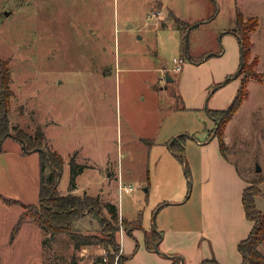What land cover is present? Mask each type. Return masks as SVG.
Returning a JSON list of instances; mask_svg holds the SVG:
<instances>
[{
  "label": "rangeland",
  "instance_id": "374dc122",
  "mask_svg": "<svg viewBox=\"0 0 264 264\" xmlns=\"http://www.w3.org/2000/svg\"><path fill=\"white\" fill-rule=\"evenodd\" d=\"M236 12L243 22H258L249 32L248 63L258 60L254 72L262 79L249 80L248 95L227 125L230 146L224 154L235 161L246 187L258 192L255 206L264 212V0H0V57L8 62L13 92L8 123L0 133V195L38 202L41 153H23L11 134L12 126L31 134L39 124L47 144L64 156L57 190L67 193L70 152L76 150L75 160L92 169L78 176L77 193L101 190L100 199L117 205L126 220L116 223L125 256L132 255L136 243L137 248L144 245L142 225L147 230L161 218L171 222L177 216L183 225H195L199 171L191 166L197 140L213 127L207 116L210 101L224 103L233 86L221 89L213 81L199 90L198 82L210 69L229 68L230 78L240 83L243 75L234 76L240 45L231 32ZM173 13L183 21L182 31ZM183 55L184 75L178 80L173 58ZM181 91L187 101L201 98L202 109L182 110L176 96ZM179 134L186 136L183 163L168 148ZM44 167L47 173L46 162ZM117 168L121 185L132 186L131 191L117 187ZM155 199L165 201L159 211H151ZM21 210L20 204L0 200V264H99L100 256L108 259L99 245L74 249L67 236L45 240L47 233L29 219L10 241ZM102 218H107L105 211L85 212L74 220V229L103 236ZM120 247L119 241V250L111 252L115 259ZM259 249L264 253V243Z\"/></svg>",
  "mask_w": 264,
  "mask_h": 264
},
{
  "label": "trees",
  "instance_id": "16d2710c",
  "mask_svg": "<svg viewBox=\"0 0 264 264\" xmlns=\"http://www.w3.org/2000/svg\"><path fill=\"white\" fill-rule=\"evenodd\" d=\"M177 23V29L182 31L183 24L177 17L174 18ZM258 22L253 19L252 22L241 19L240 12H236V29H232L231 32L238 37L240 45V62L237 69V77L243 75L240 78L239 87L231 101L226 108L219 109H207L209 117L213 121V127L210 132H213V136L217 138L219 149L222 153L227 150L228 146L224 141V128L226 124L233 118L235 112L248 95L247 84L251 78L261 81V74L257 76L254 72V66L258 60L254 59L248 63V55L251 49V40L249 38V32L254 30ZM187 35V34H186ZM186 35L184 39L186 41ZM189 60L190 54L187 52ZM182 58L185 59L184 55ZM230 77L226 78L223 82L219 83L217 87L226 83ZM11 83V71L8 67L7 60H3L0 57V133L4 129V125L8 123V103L13 92L10 88ZM216 87V88H217ZM22 107L20 106V109ZM14 133L11 134L13 139L17 140L22 147L23 152L33 151L35 148H42L44 153H41L40 161V185L38 202L36 204L21 203L16 199L6 198L0 195V200L7 204H20L22 210L14 223L10 232V241L19 230L21 223L25 219L33 221L42 231L47 233L45 240L56 241L60 236H67L68 243L73 245L74 249H79L83 246L99 245L108 255V259L102 256L98 258L99 264H124L129 256H125L120 252L115 259L114 253L119 250V241L117 240V225L119 218L125 223L126 220L120 217L118 207L115 203L108 200H102L97 195H90L83 193L81 195L74 194L72 191L76 187V177L86 167L85 164L78 163L75 160L74 154L69 159V181L67 185V193L61 194L57 190L60 175L63 170V158L56 151L51 149L47 142L44 131L39 124L35 125L34 131L31 134H27L22 130L12 126ZM8 135V134H6ZM185 135L179 134L173 138L169 144L171 153H173L182 163L184 162V143ZM0 140V151L1 148ZM44 162L47 163L49 170L45 173ZM186 176H189V169L187 163L185 164ZM262 177L258 179L261 182ZM258 192L245 187L242 192V204L247 219L252 221V227L248 235L241 239L237 244V250L241 255V264H264V253L259 249V245L264 243V212L256 208L254 197ZM164 205V202L159 206ZM107 214V218H102L103 236L95 234L83 233L74 229V220L85 212L94 213L99 215L104 212ZM139 227H141L140 218H137ZM130 234L129 232H127ZM131 235V234H130ZM161 232L153 230L151 233L145 232V244L149 249L155 248V243L160 239ZM137 248L135 244L134 251ZM133 251V252H134ZM73 260H71V263ZM198 264H219L214 258L203 259Z\"/></svg>",
  "mask_w": 264,
  "mask_h": 264
},
{
  "label": "crops",
  "instance_id": "0c3cea01",
  "mask_svg": "<svg viewBox=\"0 0 264 264\" xmlns=\"http://www.w3.org/2000/svg\"><path fill=\"white\" fill-rule=\"evenodd\" d=\"M173 16L176 17L177 15L173 13ZM180 57L182 58V56ZM230 73L231 70H229V68L210 69L201 80L199 79V90H204V88H202L204 87L203 83L209 86L213 81L218 82L216 84L223 82L226 78L230 77ZM183 75L182 67L179 71L178 80L183 77ZM223 78L224 80H222ZM238 79L239 78H230L228 80L229 82L227 81L220 86L221 89H225L227 85H233L231 86L232 90L230 95L224 99V103L218 105L216 103H211L210 101V109L224 108L230 103V100L234 96V92L238 87ZM186 90L188 89L186 88ZM188 91H190L187 92L188 94L192 93L193 88L190 86V90ZM214 91H212L211 94ZM204 92L208 93L209 90L207 89ZM181 94L178 93L176 96L181 100L179 104L181 105L182 110L188 111L202 109V104L200 102L201 98L199 101L191 102L187 101L183 91H181ZM207 116L209 117L208 113ZM209 119L211 118L209 117ZM228 124L229 122L224 128V141L229 147L230 135L228 133ZM209 132L203 141L197 140L199 148L194 147L197 149V156L191 166L194 171L196 170L195 172L199 171L197 186L199 197L197 222L195 225L185 226L179 222L180 220L177 216L173 218L171 222L161 218L159 221L157 220L155 225H151L150 229L147 230L142 225V228L139 229L142 231L141 235L144 238V245H141L140 243V246L126 259L125 264H198L201 260L209 259L211 256H214V259H216L219 264H241V255L237 250V244L241 239L248 235L252 227V221L246 218L242 204V192L247 185V180L240 173L235 161L220 151L217 138L213 136V132ZM150 141L152 142L153 140L150 139ZM51 144L48 146L58 152V150ZM169 151L171 153V150ZM74 152L77 151L72 150L70 153L73 154ZM63 157L64 156H62V158ZM63 161L62 171H65L64 158ZM85 165L86 167L78 176L83 175L88 170H92L91 167H89V164ZM187 165L189 164L187 163ZM115 175L118 187L119 184L121 185V181H123L122 171L117 168V173L114 174V176ZM78 176L76 177V180ZM104 177L107 179L108 176L104 175ZM180 187L181 194H183L182 183L180 184ZM185 188H187V186H185ZM99 189L101 188L99 187ZM81 190L83 193H86L83 189ZM77 192L78 184L76 182V187L72 193L78 195L83 194ZM99 192H101V190H96L93 194L98 195L97 193ZM187 194L188 191L186 190V193H184L185 198L187 197ZM181 198L184 197L181 195ZM179 200L181 201L182 199ZM162 202L165 203V201L155 199L151 211H155V208ZM164 205L159 206L158 209L162 208ZM158 209L157 211H159ZM120 216L124 218L122 214H120ZM153 230L160 231L161 237L156 242L157 248L149 249L145 244V232L151 233ZM132 232L135 231L133 230ZM121 234L119 241L121 246L120 251L123 254L124 250L121 244Z\"/></svg>",
  "mask_w": 264,
  "mask_h": 264
},
{
  "label": "built area",
  "instance_id": "2783aa9c",
  "mask_svg": "<svg viewBox=\"0 0 264 264\" xmlns=\"http://www.w3.org/2000/svg\"><path fill=\"white\" fill-rule=\"evenodd\" d=\"M182 62H183V59L181 57L180 58H173L174 66L172 68V71L179 72L182 68V65H181ZM118 187H119V190H124L126 192H129L132 190V186H130V185H120L119 184Z\"/></svg>",
  "mask_w": 264,
  "mask_h": 264
},
{
  "label": "water",
  "instance_id": "95a60500",
  "mask_svg": "<svg viewBox=\"0 0 264 264\" xmlns=\"http://www.w3.org/2000/svg\"><path fill=\"white\" fill-rule=\"evenodd\" d=\"M7 13L8 12H6V14ZM234 76H237V72L235 73ZM165 78H166V81H171L172 80V77L168 73L165 74ZM22 147L24 148V145H22ZM34 150L35 151H39L40 153H44V150L42 148H35ZM255 171L256 172L260 171V166L258 164H256ZM155 248H157V243H155Z\"/></svg>",
  "mask_w": 264,
  "mask_h": 264
}]
</instances>
